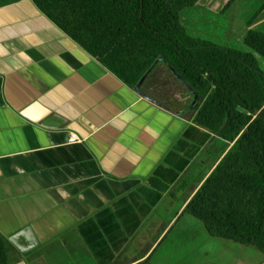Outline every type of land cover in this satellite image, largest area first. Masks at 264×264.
Returning a JSON list of instances; mask_svg holds the SVG:
<instances>
[{
  "label": "crops",
  "instance_id": "1",
  "mask_svg": "<svg viewBox=\"0 0 264 264\" xmlns=\"http://www.w3.org/2000/svg\"><path fill=\"white\" fill-rule=\"evenodd\" d=\"M181 23L264 70L245 42L264 34V0H200ZM218 142L138 94L32 0H0V232L30 228L39 242L14 264H264L184 213L220 161Z\"/></svg>",
  "mask_w": 264,
  "mask_h": 264
},
{
  "label": "trees",
  "instance_id": "2",
  "mask_svg": "<svg viewBox=\"0 0 264 264\" xmlns=\"http://www.w3.org/2000/svg\"><path fill=\"white\" fill-rule=\"evenodd\" d=\"M32 1L128 86L135 89L153 69L142 97L194 121L223 144L220 161L184 213L212 237L264 256V70L255 54L190 37L181 13L200 0ZM245 42L264 58V34L250 31ZM187 176L176 191L185 189ZM150 184L170 190L157 179ZM20 256L0 232V264Z\"/></svg>",
  "mask_w": 264,
  "mask_h": 264
},
{
  "label": "water",
  "instance_id": "3",
  "mask_svg": "<svg viewBox=\"0 0 264 264\" xmlns=\"http://www.w3.org/2000/svg\"><path fill=\"white\" fill-rule=\"evenodd\" d=\"M150 72L151 70L147 72V74L143 77V79L139 82V84L135 88V91L140 95H141V86ZM9 241L15 246V248L20 253H23V254H26L34 250L39 245V242L34 232L30 228H27L19 232L18 234L10 237ZM24 241L26 242V244L23 243Z\"/></svg>",
  "mask_w": 264,
  "mask_h": 264
},
{
  "label": "built area",
  "instance_id": "4",
  "mask_svg": "<svg viewBox=\"0 0 264 264\" xmlns=\"http://www.w3.org/2000/svg\"><path fill=\"white\" fill-rule=\"evenodd\" d=\"M81 140H79V137L75 134H72L71 138H70V142L71 143H76V142H80Z\"/></svg>",
  "mask_w": 264,
  "mask_h": 264
},
{
  "label": "rangeland",
  "instance_id": "5",
  "mask_svg": "<svg viewBox=\"0 0 264 264\" xmlns=\"http://www.w3.org/2000/svg\"><path fill=\"white\" fill-rule=\"evenodd\" d=\"M248 248V247H247ZM253 251H254V249H252ZM261 256V258H264V256L263 255H260Z\"/></svg>",
  "mask_w": 264,
  "mask_h": 264
}]
</instances>
